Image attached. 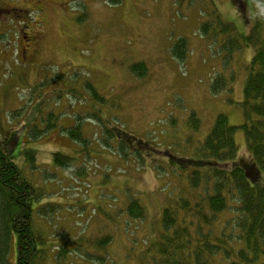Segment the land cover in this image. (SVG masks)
I'll return each mask as SVG.
<instances>
[{"label":"rangeland","instance_id":"rangeland-1","mask_svg":"<svg viewBox=\"0 0 264 264\" xmlns=\"http://www.w3.org/2000/svg\"><path fill=\"white\" fill-rule=\"evenodd\" d=\"M1 6L7 10L0 9V144L44 188L34 209L52 210L35 215L50 252L39 264H141L161 235L163 210L190 188L192 168L179 162L195 158L217 115L238 127L237 162L249 159L241 103L254 51L234 56L232 91L213 95L224 53L220 37H207L205 27L219 33L221 22L232 24L244 37L255 27L257 9L251 0H0ZM182 39L179 60L174 47ZM136 63L146 65L143 77L131 72ZM49 112L58 128L30 139L31 125ZM192 113L201 122L197 131L188 126ZM77 125L85 145L64 133ZM104 129L133 135L125 140L129 154ZM28 150L36 156L34 172L22 169ZM56 153L77 173L58 167ZM132 200L144 208L142 220L127 216ZM234 216L220 215L208 230L219 233ZM61 235L82 236L65 245L71 251L63 260L53 249ZM107 237L105 246H95ZM11 245L9 264H17L15 236Z\"/></svg>","mask_w":264,"mask_h":264},{"label":"trees","instance_id":"trees-1","mask_svg":"<svg viewBox=\"0 0 264 264\" xmlns=\"http://www.w3.org/2000/svg\"><path fill=\"white\" fill-rule=\"evenodd\" d=\"M251 1L257 9L256 24L246 36L236 33L232 24L221 22L219 33L205 27L207 37L212 36L216 42L220 37L218 44L224 53V70L217 74L211 85L213 95L232 91L236 80L233 70L230 71L234 56L243 48L251 47L254 51L247 67L241 103L244 123L240 128L244 132L249 159L237 162L239 149L235 134L238 127L231 125L226 115H217L208 136L195 148V158L179 162L192 168L186 175L190 188L187 187L189 189H185L178 200L171 201V206L163 210L161 235L147 248L141 264H264V0ZM183 47L184 39L174 47V56L179 60H184V52H180ZM146 71L144 63L131 66V72L138 77H143ZM86 90L95 100L99 99L102 104L106 102L93 85L87 84ZM92 117L101 124L97 114ZM56 120L57 115L53 112L41 117L38 125L29 128L30 139L38 140L44 133L57 129ZM200 123L198 116L192 113L188 119L190 129L199 130ZM105 131L112 139L117 134L118 149L122 154H129L126 141L132 140L133 135L120 130L117 133ZM64 133L80 144H86L80 135V125L65 129ZM9 153L7 147L0 144V264H9L13 236L17 242V264H39L50 252L46 248L42 225L35 215L44 210V216H49L52 210L49 207L34 209V204L43 197L44 188L34 186L32 177L29 174L31 180L26 177L25 171L14 163ZM25 160L27 166L22 169L30 166L32 172L36 171L35 153L26 151ZM53 160L58 167L77 173L60 153H56ZM192 161L194 163H190ZM201 188L203 193L199 192ZM125 211L133 220H142L145 216L144 208L137 200H132ZM225 213L235 216L224 223L219 233L208 230ZM61 238L62 244L53 249H57V257L63 260L71 251L65 245H75L76 241H82V236L61 235ZM108 239L97 241L95 246H105Z\"/></svg>","mask_w":264,"mask_h":264},{"label":"flooded vegetation","instance_id":"flooded-vegetation-1","mask_svg":"<svg viewBox=\"0 0 264 264\" xmlns=\"http://www.w3.org/2000/svg\"><path fill=\"white\" fill-rule=\"evenodd\" d=\"M0 9H2V10H7L6 8H4V7H2V6L0 7Z\"/></svg>","mask_w":264,"mask_h":264}]
</instances>
